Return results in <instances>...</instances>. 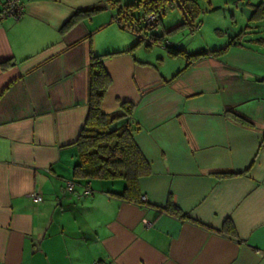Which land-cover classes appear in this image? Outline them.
Segmentation results:
<instances>
[{
    "label": "crops",
    "instance_id": "obj_1",
    "mask_svg": "<svg viewBox=\"0 0 264 264\" xmlns=\"http://www.w3.org/2000/svg\"><path fill=\"white\" fill-rule=\"evenodd\" d=\"M21 1L18 21L0 19V264H264V48L248 43L264 37L184 69L170 39L127 53L137 37L110 8L60 32L107 0ZM259 3H242L247 20ZM90 51L119 53L103 59L102 110L133 106L151 168L141 205L109 195L121 181L72 178ZM169 199L189 220L161 211ZM228 220L237 240L220 232Z\"/></svg>",
    "mask_w": 264,
    "mask_h": 264
},
{
    "label": "trees",
    "instance_id": "obj_2",
    "mask_svg": "<svg viewBox=\"0 0 264 264\" xmlns=\"http://www.w3.org/2000/svg\"><path fill=\"white\" fill-rule=\"evenodd\" d=\"M170 1L139 0L135 5L122 6L120 0H107L106 4H98L77 10L64 24L60 32H68L79 21L89 19L110 8L115 12L117 22L123 24L124 28L130 24L129 30L137 37L136 42L127 53L132 52L141 45L145 48H150L152 45H166V40L170 36L185 28L190 29V34L199 29V25L195 26L193 24V19L197 17L198 7L192 0H185L181 8L184 9L185 18L187 17V19H184L175 28L166 32L162 30L158 34L161 28L160 10L168 5ZM151 15L155 17V21L148 23L147 17ZM248 21L264 22V3L251 6ZM247 28L249 29L248 25ZM246 33L247 31H240L229 39L223 48L217 50L207 51L201 49L198 52L187 53L182 49L167 45L166 50L172 57H182L186 61L184 69H187L197 59L206 56L221 57L231 47L243 46L241 42ZM249 42L264 48L263 38H257ZM118 54L99 56L90 51L87 82L88 113L74 143L77 150V161L72 168V178L77 181H86L85 184L88 181H121L124 184L122 193H109V195L141 205L143 202L140 196L139 181L151 175V168L134 140V132L137 128H132L130 124H126L133 113V106L130 103L123 102L120 104L119 111L113 114H106L102 110L103 98L111 85V78L103 65V59ZM121 121L124 124L117 125ZM72 183L74 184V182ZM87 185L83 188L84 190L88 189L89 194H91V188ZM161 211L180 220H189L170 199ZM220 232L237 240L235 229L229 220L224 223Z\"/></svg>",
    "mask_w": 264,
    "mask_h": 264
},
{
    "label": "rangeland",
    "instance_id": "obj_3",
    "mask_svg": "<svg viewBox=\"0 0 264 264\" xmlns=\"http://www.w3.org/2000/svg\"><path fill=\"white\" fill-rule=\"evenodd\" d=\"M139 0H120L121 5H135ZM185 0H171L168 5L160 10L162 28L158 34L168 31L181 24L185 18L184 9L181 8ZM188 1V0H187ZM198 7L197 17L193 19L199 29L190 34V29H183L169 37L174 46L193 53L199 49L217 50L223 48L231 31H251L254 35L264 37V22H249L242 3H257L259 0H192ZM213 10V11H212ZM155 19V17H154ZM249 26V29L247 27ZM253 28V29H252ZM254 35L245 34L244 37L252 38ZM160 48L155 47L151 59L161 58ZM147 57V56H146ZM148 58V57H147ZM146 58V59H147ZM143 59V58H142ZM168 68L172 63H167Z\"/></svg>",
    "mask_w": 264,
    "mask_h": 264
},
{
    "label": "built area",
    "instance_id": "obj_4",
    "mask_svg": "<svg viewBox=\"0 0 264 264\" xmlns=\"http://www.w3.org/2000/svg\"><path fill=\"white\" fill-rule=\"evenodd\" d=\"M0 4H1V12H0V19H12L15 21H18L22 15H23V3L21 0H0ZM154 16H148L147 17V22L148 23H152L154 22ZM74 190V184L72 182H67L66 183V191L68 193L73 192ZM84 194L88 195L89 191L88 189L84 190ZM35 201L40 202L41 201V197L39 196H34L33 197ZM145 198L142 199V201H144ZM150 226V224H146V227L148 228Z\"/></svg>",
    "mask_w": 264,
    "mask_h": 264
}]
</instances>
